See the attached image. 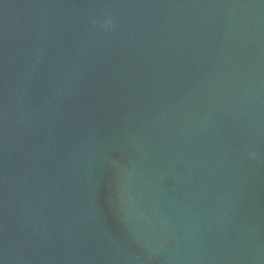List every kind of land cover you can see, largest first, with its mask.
<instances>
[{
  "label": "water",
  "instance_id": "1",
  "mask_svg": "<svg viewBox=\"0 0 264 264\" xmlns=\"http://www.w3.org/2000/svg\"><path fill=\"white\" fill-rule=\"evenodd\" d=\"M0 264H264V0H0Z\"/></svg>",
  "mask_w": 264,
  "mask_h": 264
},
{
  "label": "clouds",
  "instance_id": "2",
  "mask_svg": "<svg viewBox=\"0 0 264 264\" xmlns=\"http://www.w3.org/2000/svg\"><path fill=\"white\" fill-rule=\"evenodd\" d=\"M110 23H111V22L109 21L108 24H110ZM105 26H107V24H106ZM253 155H255V154L253 153Z\"/></svg>",
  "mask_w": 264,
  "mask_h": 264
}]
</instances>
